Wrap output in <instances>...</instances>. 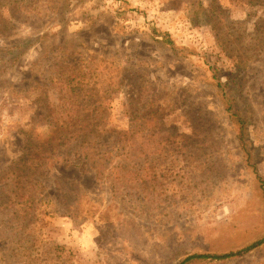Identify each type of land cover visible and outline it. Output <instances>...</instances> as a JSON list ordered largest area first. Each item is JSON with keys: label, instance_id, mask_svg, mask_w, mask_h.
<instances>
[{"label": "rangeland", "instance_id": "rangeland-1", "mask_svg": "<svg viewBox=\"0 0 264 264\" xmlns=\"http://www.w3.org/2000/svg\"><path fill=\"white\" fill-rule=\"evenodd\" d=\"M0 27V264H180L264 240V0H0ZM78 92L152 141L138 190L48 153ZM191 264H264V244Z\"/></svg>", "mask_w": 264, "mask_h": 264}, {"label": "trees", "instance_id": "trees-1", "mask_svg": "<svg viewBox=\"0 0 264 264\" xmlns=\"http://www.w3.org/2000/svg\"><path fill=\"white\" fill-rule=\"evenodd\" d=\"M5 30L0 27V36L7 35ZM164 42L166 45L174 47V43L169 37H165ZM217 86L220 92L225 94L222 84L218 83ZM84 96L86 97V95ZM224 100L228 105L227 111L230 113L231 119L239 127L240 143L245 148V153L249 155L245 146L246 121L239 114L233 112L232 104L226 97ZM72 102L73 105H70L69 112L61 116V120L53 126L49 137L48 153L66 163L71 162V157L74 156L77 160L75 165L81 169L87 168L89 172L93 171L96 181L102 183L117 181L116 186L112 185L115 190L129 189V186L131 189L138 190L141 180L140 172L143 169L141 161L144 159L148 163L147 161L155 154L150 144L152 142L150 138L141 144L137 137L138 131L135 132L136 127L129 130L109 128L107 126L108 117L105 114L107 101H104L106 106L103 107L104 104L100 103V100L81 98L78 92ZM109 104L110 101H108V106ZM108 108L111 109V107ZM28 145L30 146V142ZM260 182L264 190V182ZM263 244L264 240L238 251L195 254L187 257L180 264L207 261L225 262L248 255Z\"/></svg>", "mask_w": 264, "mask_h": 264}]
</instances>
